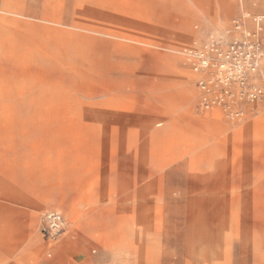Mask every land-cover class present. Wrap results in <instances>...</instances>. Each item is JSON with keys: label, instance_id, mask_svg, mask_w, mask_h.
<instances>
[{"label": "rangeland", "instance_id": "rangeland-1", "mask_svg": "<svg viewBox=\"0 0 264 264\" xmlns=\"http://www.w3.org/2000/svg\"><path fill=\"white\" fill-rule=\"evenodd\" d=\"M242 16L264 0H0V264H264V95L202 110L184 53Z\"/></svg>", "mask_w": 264, "mask_h": 264}, {"label": "built area", "instance_id": "built-area-1", "mask_svg": "<svg viewBox=\"0 0 264 264\" xmlns=\"http://www.w3.org/2000/svg\"><path fill=\"white\" fill-rule=\"evenodd\" d=\"M231 32L224 45L209 38L202 49L184 53L199 75L200 108L238 118L241 105L255 104L264 95V16H242L233 21ZM43 223L45 236L54 238L63 230L58 212L45 213Z\"/></svg>", "mask_w": 264, "mask_h": 264}]
</instances>
